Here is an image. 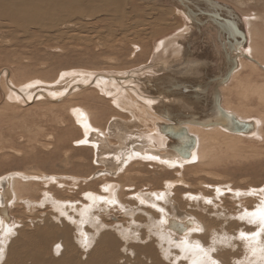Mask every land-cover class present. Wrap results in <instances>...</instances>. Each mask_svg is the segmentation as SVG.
<instances>
[{
    "label": "bare ground",
    "instance_id": "bare-ground-1",
    "mask_svg": "<svg viewBox=\"0 0 264 264\" xmlns=\"http://www.w3.org/2000/svg\"><path fill=\"white\" fill-rule=\"evenodd\" d=\"M132 1L136 3L135 0ZM137 1L142 7L164 6L171 12L166 15L164 13L158 15L157 18L160 20H153V15L147 17L146 24L143 25L146 27V33L155 29V26L160 27L161 22L165 19L177 18L180 23V26L174 32L164 34L163 37L159 38L158 42L156 38L154 39L157 45H154L151 57L145 64L138 66L139 68L122 72H116L117 70L115 72H83L74 70L63 74L62 77H59L60 80H58L59 78L57 79L58 81L56 79L52 81L41 79L31 83L23 82L18 84L14 83L12 78L8 80L7 75L9 73L7 69L2 70L1 78L6 75V86L9 91L3 87V100L1 102L3 104L0 105L1 107L5 104L9 106L14 104L29 109L34 104H42L51 105L55 108L66 104L65 107L69 108L67 111L68 115L73 117V125L79 129L83 136H81L80 141H77L78 144L76 146L85 145V147L89 148L95 159V164L103 165L104 167V170L101 169L104 174L101 178H111V180L115 181L101 184L103 192L105 191L104 193L102 192L103 195L88 191L85 195L83 194L88 200L87 203H78V201L67 199L63 201L58 196L49 193H42V197L34 200L32 196L36 195V193L33 189H37V187L34 188L35 182L42 179L47 180L43 175H31L24 172L25 175L12 174L7 176L0 182L3 190L0 191V221L2 222L0 223L2 224L0 227V238H3L0 244V264H130L127 263L130 258L122 259L123 262H121L118 260V257H121L126 252L124 248L125 239L137 241L136 235H130L128 231L129 226L123 225V223L106 226L107 224L104 225L100 219L101 215L103 214L102 216H104L107 212V208L114 205L115 202L129 209L128 214H132L137 207L154 211L159 209L158 212L160 214L158 219L157 215H154L156 218H152L153 216L149 215L150 219L148 218L147 224L143 225L146 226V231L148 230L151 234L145 235L143 237L144 240L149 239L151 242H154L156 249L153 247V244L133 248V251L145 254L142 256L146 259L147 263L145 261L141 262L138 257L136 258V261L141 262L140 264H165L161 260L163 258L161 255L163 256L166 252L163 247L159 248V245L163 246L164 243L169 244L172 240L178 243L177 248L179 249V253L177 257L184 259L180 262L177 258L174 261L175 263L172 262L173 264H182L183 262V264H212L213 261L216 264L218 260L211 258V247H208L209 251L207 252L203 248L205 244L200 245L199 240L196 239V235L198 233L201 234L199 230H203L204 232L207 229L216 231L217 229H223L224 226L225 230H227L224 238H226L229 244L233 241H230L233 236L234 239L238 240V238L241 239L242 233L245 234L244 238L241 239L242 241H240L241 251L236 254L240 256L238 257L239 259L237 258L238 264H264V254L258 250L260 244L256 243V240L254 241L256 236L260 237L261 235H253V233L260 232L261 234L264 231V224L261 223L259 211L260 209H264V186L260 190L250 189V191H246L244 189L246 192L242 190L237 191L236 188H231L228 185H225L226 187L219 184V186H210L209 189L213 190L211 192L214 197H204L199 193V195L203 196L200 199L205 202L206 206L209 205L211 207L214 205L216 207L215 199L217 197L221 201L220 207L226 204L225 200L230 199L231 203L238 208H234L232 204L227 207L225 206L228 211H225L223 214V208L220 211L219 207L217 213L209 212L211 215L208 216V219L205 216L201 217L202 219H198L191 215H180L181 213L175 210V208L178 209L177 205L176 207L174 205V209L172 210L174 211V215L173 212L172 214H168L161 207L164 204L163 202L169 199V195L174 193V182L168 183V190L150 191L151 194L147 192L134 194V192L130 191L132 187H128V185H126L127 187L123 186L125 184L122 185L116 181L121 177L123 178V175L126 173L130 178V175H136H133L136 164L141 166L150 164L156 168L167 167L168 170L177 171L186 170L195 164L207 167L222 164L230 165L232 159L235 158L258 159L259 161L264 159V15L259 13L239 14V11L232 8L231 4H226L219 0H206L207 3L219 4V9L221 10L234 9L233 11L238 13L243 19V30L245 32V41L241 44L239 51L233 54L237 58V69L225 84L215 89V95L211 96L210 94L209 96L219 101L220 108L223 111L242 122L252 123L254 129L249 133H236L221 126L204 127L195 124H182V127L190 136L195 138L196 142L190 155L186 159H180L170 147V144H174V141L165 134V132H171V129L177 126L176 118H174L176 117L175 113L168 111L167 108L171 104L174 108H177V103L181 102L183 103V106H180L182 113L188 114L190 112L196 114L198 106L196 103L188 104V101L195 100V102H198L196 97L199 92L196 90L191 91L190 89L187 92L178 90L175 95L178 100H174V98H171V100L169 98L161 100L160 98L151 97L143 87L147 85V80H154L164 74L174 76L175 74L186 75V72H194V75H196L194 79L203 81L201 77L195 74L197 70L202 69L199 66H192V61L195 59H191L189 55L187 60L184 57L190 53L188 52V47H191V44L199 40L200 37L205 39V34L209 35L207 34L208 29H212L213 26L206 18H202L203 21L207 20L206 23H208L205 26L206 28L202 29L203 32L200 35L196 30V32L192 30V26H189L191 23L180 7L177 8L176 5H171L167 0H162L160 3H155L153 0H150L151 3L144 2V0ZM257 1L262 2L264 0ZM97 3L100 7L103 6L102 10H100L101 8H94L95 6L97 7ZM126 4L127 2L124 0H0V38H5L6 40L9 34L12 40V36H18L17 32L21 31L22 39H27L23 42L28 44L30 38H35V34H41V32H48L54 29L63 30L64 28H70L69 22L71 19L79 16H90L95 10H100L99 12L105 11L104 14H109L113 17V22L123 23L120 29V32L123 33L127 30L124 26L125 21L136 20L138 17H141L125 11ZM220 5H223V8ZM219 9L216 12L219 13ZM148 21H151L150 24L147 23ZM141 23L142 21L131 23L130 28L132 26L140 28L142 26ZM61 25H64V28H59ZM108 32L112 36L116 35L112 28L108 29ZM229 33L230 40L228 39V41L233 42L235 39H239V36L234 31H231L230 27ZM208 37L212 39L211 35ZM52 40L51 36H47V40H44L47 43L46 49L50 48ZM221 42L226 47L227 38H222ZM142 43L144 46L150 43V41H147V36H143L137 44L141 45ZM137 44L134 43V45ZM221 45L216 50H221ZM19 47H24V45L20 44ZM195 47L199 49L197 51L199 59H201V51L202 57L212 59V49L208 44H202V47L201 44H198ZM138 48L141 47L138 46ZM141 52L143 55V53H146V50H142ZM134 54L137 57V54ZM214 57L216 58V56ZM215 66L216 62L213 63V67L209 68L213 70ZM68 79L70 80L67 81ZM2 80L4 81L3 78L1 82ZM205 94L207 92L202 95L205 96ZM93 98L97 101H94ZM203 101L205 102V100ZM100 104H104L106 107L113 105L114 107H111L114 114L108 118L105 124H103L102 120L104 111L100 108ZM118 110L127 115L124 123V120H122L124 118L120 119L118 116ZM206 117L200 116L202 118L201 122ZM61 122L62 124L65 123L63 120ZM204 122L206 123V121ZM134 127L136 129H132ZM53 137H49L50 140ZM68 154L67 156H70ZM196 170L202 172V170L205 171V168L199 167ZM214 174L216 173L214 172ZM137 175L140 176L141 174L138 173ZM205 175L209 176L210 174L208 175L207 173ZM213 177L215 178V175ZM49 180L57 182L60 179L52 177ZM77 182L78 180H74L73 185L75 186ZM178 183L186 184L184 179ZM58 184L61 188L65 186L61 182ZM83 191L85 190L83 189ZM122 192H125L127 196H124L125 193L123 194ZM13 197H15L13 207H18L21 204L24 206L27 203V207L31 205L35 209L49 208L53 217L51 219L47 217L50 219L49 223H47L48 225L46 224L42 231H38L32 235L25 233H17L16 235V232L19 231L17 229L19 224L10 225L11 218L8 215V204H11L10 202ZM189 197L195 199L193 194H189ZM189 197L188 202L191 201ZM199 201L197 204H199ZM160 203L163 204L160 206ZM47 204L48 206L45 207ZM101 204L103 206L100 207ZM252 213H256V215H250ZM143 215L145 216V214ZM222 217L221 222L219 224L216 223V219ZM19 222L21 221L19 220ZM130 222L133 224V229L141 235L143 233V231L142 233L140 232L142 227L137 228L138 223L134 222L133 219ZM162 229L167 232H163ZM232 232L235 233L232 234ZM206 233L209 234L205 236L211 235L210 232ZM205 236L203 234V238ZM150 237H153V239H150ZM263 242L261 243L263 244ZM51 243L54 245H51ZM120 243L122 244V250L118 249L120 248ZM19 244L24 245L25 248ZM11 245L13 252L10 249ZM260 247L264 248L263 246ZM7 248L9 255L6 253ZM128 253L129 251L126 254ZM48 254H53L54 256L48 258ZM230 255L233 256V254Z\"/></svg>",
    "mask_w": 264,
    "mask_h": 264
},
{
    "label": "rangeland",
    "instance_id": "rangeland-1",
    "mask_svg": "<svg viewBox=\"0 0 264 264\" xmlns=\"http://www.w3.org/2000/svg\"><path fill=\"white\" fill-rule=\"evenodd\" d=\"M124 1L127 2V4L125 5V11L131 12L132 15L141 16V17H138L136 20H131V21L128 20L127 22L125 21L124 26L127 28V30L126 32L123 33L120 32L121 24L123 25V23L119 24L116 23L115 21L113 22V17H111L109 14L107 15L104 14L105 11L99 12L100 10L103 9V6L100 7L99 4L97 3V7L95 6L94 8H98V9L101 8L99 11L97 10L93 11V13L90 16L87 15L88 17L79 16L71 19L69 22L70 28H64V25L63 26L61 25L59 27V28L63 27L65 30L54 29L48 32H41V34L37 33V35L35 34V38L29 39L28 44H25V42H23L26 41L27 39H22L23 36L21 31L17 32V35L19 37L13 35L12 40L9 37V34L6 40L5 38L4 39L0 38V105L3 104L1 103L3 100L2 90H4V88L8 89V87L6 86L7 77L8 80L12 78L14 80V83L16 84L23 82L31 83L41 79L48 81L49 80L52 81L56 79V81H58L60 80L59 77H62L63 74L69 73L70 71H74V70H79L83 72L84 71L85 72L87 71L115 72L117 70L116 72L119 71L122 72L125 70L137 69L139 68L138 66H142V64H145L147 60L151 57L152 50L154 49V45L155 46L157 45L159 38L163 37L164 34L168 32H174V30L180 26V23L177 18L172 17L169 20L165 19L161 22L160 27L155 26V29H152L151 31H149V33H146L145 30L146 27H144L143 25L146 24L145 22L147 20V17H151V15H153V20L154 19L160 20L159 18H157V16L160 15L161 13H164V15L169 14L171 13L170 10H167L166 7L164 6H160V7L156 6L150 8L142 7L139 5L137 0H135L136 3L132 0H124ZM219 1L224 2L226 4H231V7L238 10L239 14L259 13L261 15H264V1L262 2L257 0L254 1L219 0ZM249 10H251L252 12L251 11L248 12ZM84 18L88 21H86ZM137 21H142L141 23L142 26H140V28L137 26H132L130 28V24L135 23ZM150 22L151 21H148L147 23L150 24ZM71 25H73V27H71ZM110 28L114 30V34H116L115 36L110 35V33L108 32V29ZM47 36H51V38L53 39L50 42L51 46L48 49H46L47 43L44 41L47 40ZM143 36H147V41H150V43L149 44L147 43V45L145 46L143 45V43L141 45L137 44L139 43L140 39ZM155 38L157 39L156 43L154 42ZM134 43L137 45H134ZM20 44H23L25 48L19 47ZM138 46L141 47L142 49L138 48ZM140 50L141 51L146 50V53H143L142 55V52ZM201 52H200V57H202ZM134 53L137 54V57H135ZM208 66L213 67V64ZM4 69H7L9 74L7 75V77L6 75L5 77H2L4 81L2 80L1 82L2 79L1 72ZM69 80L70 79H68L67 81ZM11 85L13 86V84ZM93 99L94 101H97L95 98ZM13 105L9 106L5 104L2 107L0 106V182L4 180L7 176L12 174L25 175V173L26 174L29 173L31 175L32 174L43 175V177H45V179L47 180L44 179H42L43 181L38 180L35 182V184L33 183L34 181L32 182V184L35 185L34 188L37 187V189H33L34 192L36 193V195L32 196L34 200L35 199L37 200L40 197H42L43 196L42 193H49L51 195L58 196L63 201L67 199L70 201H78V203L81 202L87 203L88 200L85 198L86 196L84 197V195L88 191H92L94 193L103 195L102 194L103 189L101 184H105L108 183L109 181L112 182L115 180H111V178H106V179L101 178V176L104 175L102 173V170H104L103 165L95 164V159L91 151L89 150V148L85 147V145L76 146L78 144L77 141L81 140L80 138L82 135L79 129H77V127L73 125V121H72L73 117L68 115L67 111L69 108L65 107L66 104L63 105L59 104L62 106L55 108L51 105L47 106L42 104H37V105L34 104L29 109L24 108V106H20V105L13 106ZM100 106H101L100 108L104 111L102 120H103V124H105L108 121V118L114 114V112H112L111 110V107H113V105H111V107L110 106L106 107L104 104H100ZM87 107H89V105H87ZM119 111L120 110H118L117 112L119 113L118 116L120 119L124 118L122 119L124 120L123 121L124 123L125 119H127L126 118L127 115ZM62 120L63 122H65L64 124H62L61 122ZM132 129H136V128L134 127ZM49 137H53V138H51L50 140ZM67 153H69L68 155L70 156H67ZM134 167H136L135 168L136 172L134 171L133 175L134 174L136 175L134 176L130 175L131 176L130 178L128 175H126L127 174L126 173L123 175V178L121 177L116 181L120 182V184L122 185L125 184L123 186L128 185V187L129 186L132 187L130 188V191H132V193L134 192V194H138L139 192L142 193L147 192L151 194V192L168 190L167 189L169 187L168 183L174 182L175 184V186L173 187L174 193L172 195H169L168 197L169 199L166 200L168 202L165 201L166 203L165 202H163L164 204L162 203L165 207L161 203L160 206L162 205L161 207L164 208L165 212H167L168 214H172L173 212L174 215V211L172 210L174 209V205L175 207L177 205L178 209L175 208V210H178L176 212L181 213L180 215H184V214L191 215L194 216V218L197 217L198 219H200L203 216H205L206 219H208V216L211 215L210 213L211 212L217 213L219 211V207L221 206V201L217 197L215 199L216 207L214 205H212L211 207L209 205L206 206V204H204L205 202L201 200L203 196L210 198L214 197L213 193L211 192L213 190L209 189L210 186H215V185L217 186L219 184L220 186L226 187L228 185L231 186V188L232 187L234 189L236 188L237 191L242 190L243 192L250 191V189L260 190V188L264 186V159L259 161L258 159L253 160V159L235 158L232 159V163H230V165L222 164L214 167L213 166L207 167V166H198L195 164L190 166V168H187L186 170L183 169L177 171L168 170L167 167L156 168L150 164L147 165L145 164L142 166L136 164ZM199 167H204L205 171L202 170V172H199V170H196ZM203 172H207L208 175L209 174L210 175L207 176L205 175L207 173H203ZM214 172L216 173L214 174L215 178L213 177ZM138 173H140L141 175L140 176L137 175ZM196 173L198 174L195 175ZM96 174L99 175L97 176ZM85 176L86 177L89 176V177L86 178ZM52 177H55L56 179H60V180L57 182L55 180H49ZM183 179L186 182V184L188 183L187 186L186 184L183 185V183L181 184L178 183L179 181H183ZM74 180H78L75 186L73 185ZM59 182H61L62 184L64 183L65 186L61 188L58 184ZM83 189L85 191H83ZM1 190H2V186L0 185V191ZM43 190L44 191L47 190V191L44 192ZM39 191L41 192L39 193ZM122 193L124 194L125 192ZM199 193L202 194L203 196L199 195ZM189 194H193L195 196L194 197L195 199L190 198ZM124 196H127L126 193L124 194ZM188 197L191 200L190 202H188ZM14 199L15 197L12 198V201L10 202L11 204H8V215L11 218L10 225L19 224L18 225L19 227L17 229L19 231L22 229L20 232L17 231L16 235L17 233H25L28 235H32L38 231H42L45 228L44 226H46V224L49 223V220L53 217L49 208L35 209V207L31 205L27 207L28 206L27 203H25L24 206H22V204L20 203L21 204L20 206L18 205V207L15 206L13 207ZM198 200H200L199 204H197ZM225 202L226 204L220 207V211L223 208L222 210L223 214L225 213V211H228L225 208V206L227 207L228 205L232 204L234 208L235 207L236 209L238 208L237 206H234L233 203H231L230 199L225 200ZM117 203L118 202L114 203V205L117 206L111 205L110 207L107 208V212L104 215L105 217L102 216L103 214L101 215L100 217L101 222L104 225L107 224L106 226H110L112 224L115 225L117 223L119 224L123 223V225L129 226L128 231L130 235L135 234L136 235L135 237H137V241L132 239L130 240L125 239L124 248L126 252L124 255L122 254L121 257L119 256L120 258L118 257V260L123 262L122 259L130 258L127 263L140 264L141 262L144 261L145 263H147L146 259L142 256L145 254H142L141 252L138 251H133V248L144 247L147 246L148 244H153V247L155 248L154 242H151L149 239H147L146 241L144 240L143 237L145 235H151V234L149 233L148 230L146 231V226L143 225L147 224L146 222L150 219L149 215L151 217L153 216L152 218H156L154 215H157V219H158L160 214V212H158L159 209L156 210L155 208H152L155 209L157 211L156 212L150 209L138 208L135 205V207H137L136 210L133 211V213L137 214L135 215L133 213L128 214L129 209ZM47 206L48 204L45 205V207ZM101 206H103V204H101L100 207ZM139 210L140 211L142 210V212H140ZM44 213H46L48 216ZM143 214H145V216ZM134 215L137 218L136 220ZM47 217H49L50 219ZM18 219L21 222L18 223L19 221ZM131 219H133L134 222L138 223L137 228L142 227L140 229L141 233L143 231L141 235H139L138 232L135 231V229H133L132 226L133 224L130 222ZM221 219H223V217L216 219L217 220L216 223L219 224L221 222ZM141 220H145V221H141ZM224 220L226 221L225 218ZM22 221L24 222L26 221L28 223L25 222L26 223L25 224ZM0 223L2 222L0 221ZM1 226L2 224H0V227ZM214 231L215 230H209V229H207L205 232L203 230L202 231L199 230L201 234L198 233V235H196V239L199 240L198 242L200 243V245L205 244L204 247L203 246L202 247L207 252L209 251L208 247L212 248V249L210 248L212 254L211 258L213 260H218L216 264L217 263L238 264V259H239L238 257L240 256L236 254L239 251H241L240 241H242L241 239H243L244 237H241V239L238 238L237 240L234 239L233 236L232 237L233 239L232 238L230 239V241L231 240L233 241H231V243L229 244L226 241V238H224V235L227 234L226 233L227 230H225V226L221 230L217 229L215 233ZM163 232H167V231H163ZM206 232H210L211 235L205 236L206 234H209ZM202 233L204 234L205 238H203ZM234 233L235 232H232V234ZM236 234L238 233L236 232ZM16 235L15 237H17ZM259 236L260 237L256 236L254 241L256 240L255 242L256 243L258 242L260 244L259 247L257 246L259 248L258 250H260L261 253L264 254L263 253L264 248L260 247V246L264 247V242H263L264 231L261 234L259 232ZM2 239L0 238V244L2 242ZM150 239H153V237H150ZM259 239H261L260 242ZM261 242H263V244ZM19 245L25 248L24 245L21 244ZM51 245L54 244L51 243ZM120 245H119L120 248L118 249H121L122 244L120 243ZM177 245L178 243H175L174 240L170 241L169 244L164 243L163 246L159 245V248L163 247L166 252V254H164L163 256L161 255V257H163L161 258V260L165 264H173L172 262H174L178 258L177 255L179 253V249L177 248ZM127 247L129 250L127 249ZM10 249L13 252L12 245ZM6 251H7L6 253L8 254V248ZM127 251H129L128 254H126ZM230 254H233V256ZM53 256H54L53 254L52 255L48 254V258ZM137 257L140 258L141 262L136 261ZM178 259L180 262L184 260L181 257ZM177 264H181V263H177Z\"/></svg>",
    "mask_w": 264,
    "mask_h": 264
},
{
    "label": "water",
    "instance_id": "water-1",
    "mask_svg": "<svg viewBox=\"0 0 264 264\" xmlns=\"http://www.w3.org/2000/svg\"><path fill=\"white\" fill-rule=\"evenodd\" d=\"M153 1L155 3H160V1L162 0ZM167 1L171 5H176L177 8L180 7L183 10V13L191 23L189 24V26H192L193 31L196 30L197 32H199L198 34L201 35V32H203L202 29L206 28L205 26L208 23H206L207 20L213 26L212 29L207 28V34L211 35L212 39H210L208 37L209 35L206 34L205 39L200 37L199 40H196L191 44V47H188V52L190 53H188L187 56L184 57L185 60H187L189 56L191 59H195L192 61V66H199V68L202 69L197 70L195 74L201 77L203 81L195 80L194 77L196 75H194V72H186V75L175 74L174 76L164 74L158 76L154 80H147V85H145L146 87H143L151 97L160 98L161 100L167 98H169L170 100L171 98H174V100H178L177 97H175L178 90L187 92L190 89L191 91L196 90L197 92H199L196 97L198 102H195L198 106V112L196 110L197 115L190 112H188V114H185L184 112L182 113V111L180 110V106H183V103L181 102H178L177 105L175 104L177 108H174L172 104L167 108L168 111L175 113L176 117L174 118H176L177 126H174V129H171V132L168 131L165 132V134H167L168 137L172 139V141H174V144H170V147L174 150V153L180 159H186L192 152V149H194L196 141L195 138L190 136L188 132L182 127V124H195L204 127L221 126L231 132L236 133H249L254 129V125L252 123L242 122L238 118L223 111L220 108L218 100L216 102H212L211 106L206 105V102H204L203 100H207L208 97L202 95L203 93L208 92L209 88L211 89V96L213 94L215 95V89L225 84L229 80L232 73L237 69V58L233 54L239 51L241 44L245 41V32L243 30V19L238 13L233 11L234 9L221 10L219 9V4L207 3L206 0ZM144 2L151 3L150 0H144ZM220 7L223 8V5H220ZM218 9L220 11L219 13L216 12L218 11ZM202 18H206L207 20L203 21ZM229 27L231 28V31H234L237 36H239L240 40L235 39L233 42L228 41V39L230 40ZM222 38H227L226 47L221 42ZM198 44H201V47L202 44H208L210 46V48L212 49V59H207L204 57H201V59H199L197 57V51L199 49L195 46ZM220 45L221 50H216ZM214 56H216V58ZM214 62H216V66L212 70V68H209L208 65H211ZM212 86L214 87L212 88ZM180 96L179 98H181ZM200 116L207 117L203 120V122H201L202 118H200ZM204 121H206V123Z\"/></svg>",
    "mask_w": 264,
    "mask_h": 264
},
{
    "label": "crops",
    "instance_id": "crops-1",
    "mask_svg": "<svg viewBox=\"0 0 264 264\" xmlns=\"http://www.w3.org/2000/svg\"><path fill=\"white\" fill-rule=\"evenodd\" d=\"M135 70V69H134ZM209 92V93H208ZM207 92V94H205V97H208V99L207 100H205V102H206V104H208V106H211L212 104V102H216V99L214 98V99H212L209 95L211 94V89H209V91ZM211 98V99H210ZM192 99H194V98H192ZM192 102V103H191ZM188 103L189 104H194L195 103V100L194 101H188Z\"/></svg>",
    "mask_w": 264,
    "mask_h": 264
},
{
    "label": "snow or ice",
    "instance_id": "snow-or-ice-1",
    "mask_svg": "<svg viewBox=\"0 0 264 264\" xmlns=\"http://www.w3.org/2000/svg\"><path fill=\"white\" fill-rule=\"evenodd\" d=\"M259 211H260V219H261V223L264 224V209H260ZM250 215L255 216L256 213H252V214H250ZM241 235H242V237H243L245 234L242 233ZM253 235H254V236L259 235V233H253ZM212 264H215V261H213Z\"/></svg>",
    "mask_w": 264,
    "mask_h": 264
}]
</instances>
